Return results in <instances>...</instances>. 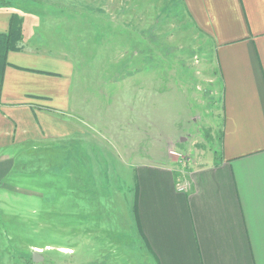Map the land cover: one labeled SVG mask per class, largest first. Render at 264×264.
Instances as JSON below:
<instances>
[{"label": "crops", "instance_id": "0c3cea01", "mask_svg": "<svg viewBox=\"0 0 264 264\" xmlns=\"http://www.w3.org/2000/svg\"><path fill=\"white\" fill-rule=\"evenodd\" d=\"M177 2L211 45L219 99L212 135L205 136L213 142L199 154L184 146V161L167 153L159 162H120L134 172L129 199L115 189L122 178L112 161L110 176L95 183L83 167V179L69 191L76 202V186L84 189L83 221L73 227L82 238L77 249L67 247V255L82 251L76 264H135L131 252L118 248L124 223L141 242L146 264H264V0ZM4 3L0 33L15 13ZM31 43L22 35L20 48L9 50L0 66V187L32 153L43 171L36 166L44 152L86 137L70 114L71 61ZM91 192L99 204L95 222Z\"/></svg>", "mask_w": 264, "mask_h": 264}, {"label": "rangeland", "instance_id": "374dc122", "mask_svg": "<svg viewBox=\"0 0 264 264\" xmlns=\"http://www.w3.org/2000/svg\"><path fill=\"white\" fill-rule=\"evenodd\" d=\"M0 1L21 19L25 41L71 61L70 114L86 132L74 147L64 144L44 153L43 165L36 166L43 171L21 158L25 162H16L14 176L3 180L0 264L81 263L82 251L62 250L77 249L82 238L73 227L83 221L84 189L76 186L81 193L76 202L69 191L80 182L75 176L84 173L73 168H90L86 174L95 183L110 176L112 161L122 178L115 189L129 199L134 172L120 169V162L123 167L130 160L159 162L167 153L184 161V146L198 154L209 149L213 141L205 134L212 135L219 99L211 45L177 0ZM91 195L95 222L99 204ZM121 228L118 248L131 252L135 264H146L141 242L125 223ZM129 228L135 232L131 220ZM36 249L43 259L32 262Z\"/></svg>", "mask_w": 264, "mask_h": 264}, {"label": "trees", "instance_id": "16d2710c", "mask_svg": "<svg viewBox=\"0 0 264 264\" xmlns=\"http://www.w3.org/2000/svg\"><path fill=\"white\" fill-rule=\"evenodd\" d=\"M22 38V27H21V19L15 15L11 14L10 19H9V25H8V30L4 33H0V66L3 68L4 65L6 64V54L9 50H17L20 48V41ZM46 153V152H44ZM34 155L33 153L30 155L32 158H30V163L34 161ZM43 158L45 159V156L42 155ZM43 159V160H44ZM25 166V165H24ZM39 171V170H37ZM77 171H82L80 168L74 169V172L77 173ZM23 174H27L26 172ZM78 175V174H77ZM14 176L13 172L10 174L11 177ZM78 178L79 181H81L83 178L82 177H76L75 180ZM31 260H32V255H31ZM33 262V260H32Z\"/></svg>", "mask_w": 264, "mask_h": 264}, {"label": "water", "instance_id": "95a60500", "mask_svg": "<svg viewBox=\"0 0 264 264\" xmlns=\"http://www.w3.org/2000/svg\"><path fill=\"white\" fill-rule=\"evenodd\" d=\"M42 259H43V257L39 253V251L38 250H33V252H32V260H33V262H38V261H40Z\"/></svg>", "mask_w": 264, "mask_h": 264}, {"label": "bare ground", "instance_id": "6f19581e", "mask_svg": "<svg viewBox=\"0 0 264 264\" xmlns=\"http://www.w3.org/2000/svg\"><path fill=\"white\" fill-rule=\"evenodd\" d=\"M62 250H63L64 252H71V250H70V249H67V248H62Z\"/></svg>", "mask_w": 264, "mask_h": 264}, {"label": "built area", "instance_id": "2783aa9c", "mask_svg": "<svg viewBox=\"0 0 264 264\" xmlns=\"http://www.w3.org/2000/svg\"><path fill=\"white\" fill-rule=\"evenodd\" d=\"M179 190H180V191H185V187H184V186H183V187H180ZM36 250L39 251V249H36Z\"/></svg>", "mask_w": 264, "mask_h": 264}]
</instances>
